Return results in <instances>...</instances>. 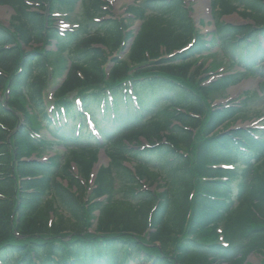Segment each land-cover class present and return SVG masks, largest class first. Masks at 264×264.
Segmentation results:
<instances>
[{"label": "trees", "instance_id": "trees-1", "mask_svg": "<svg viewBox=\"0 0 264 264\" xmlns=\"http://www.w3.org/2000/svg\"><path fill=\"white\" fill-rule=\"evenodd\" d=\"M98 1L103 3H87L91 22ZM155 1L158 12L151 15L138 4L127 8L142 23L121 58L118 52L129 39L126 19L104 20L96 30H91V22L85 23L61 36L49 26L52 19L41 13L47 0H0L14 8L12 24L16 22L13 27L0 24V264H210L212 256L224 257L215 222L224 201L235 196L238 203L225 214L223 235L228 239L247 222L259 226L255 233L264 231V181L251 192L239 187L236 192L233 182L239 159L257 153L253 147H261L264 135L242 128L216 132L238 115L237 107L209 115V93L241 79L227 74L205 85L210 78L201 76L205 66L190 60L208 52L210 42L196 37L187 11L185 19L175 20L171 10L178 0ZM34 4L38 10H32ZM212 4L222 15L237 13L253 22H218L215 34L220 45L233 50V62L245 72H259L256 62L264 59V2ZM51 39L58 40L59 51L72 52L73 59L49 108L44 95L49 78L46 55L22 45ZM77 97L91 112L99 137L77 109ZM29 111L69 151L70 159L61 168L53 161L30 159L51 149L53 142L35 137L39 129L29 120ZM18 113H25L23 122ZM142 139L149 146H140ZM101 148L110 163L99 169L93 199L85 200L84 182L88 185ZM183 148L190 153H181ZM249 161L246 155L247 167ZM126 162L133 163V170ZM72 164L82 181L73 174ZM167 166L164 175L160 169ZM115 174L125 181L121 198L115 195ZM58 179L77 192L68 191ZM145 182L163 190L145 189ZM255 199L261 204L251 210ZM63 206L73 218L63 213ZM257 243L253 247L263 250L264 240Z\"/></svg>", "mask_w": 264, "mask_h": 264}, {"label": "rangeland", "instance_id": "rangeland-1", "mask_svg": "<svg viewBox=\"0 0 264 264\" xmlns=\"http://www.w3.org/2000/svg\"><path fill=\"white\" fill-rule=\"evenodd\" d=\"M101 1L103 3L106 2L108 7H105L103 3L98 1L95 4L96 8L98 9V13L95 16V19L97 20L91 22L88 20V17L91 14L88 9H86L89 0H47L48 4H50L51 2L54 4H52L51 9L54 13L53 16H50L49 9L48 11L44 10V15H46L47 19H52V25H49L48 21L46 26L49 25L53 29L59 30L60 32H64L75 29V27L70 26L68 24L69 22L72 24L79 23L78 25L81 24L82 26L85 23L88 24L91 22V30H96L100 28L99 25L104 20L110 19V17L107 16L105 17V19L102 20V18H104L105 14L107 13L106 11L102 10L110 9L109 13L113 18H123L127 21L130 31L129 39L126 40L125 44L128 46L132 41L131 37L133 36V34L138 32L141 25L140 20L135 17L132 18L127 13V7L133 4L135 1ZM213 2L218 4L219 0H178L176 6L172 7L171 12L173 14L176 13L173 16L175 20H183L186 18L185 11L188 12L189 10L190 19L194 23L195 35L198 36L201 34L204 37H208L209 39L211 38L212 31H214L215 23L226 22L234 25H248L251 23L250 20L245 19L237 14H220L219 11H216L215 9L211 8V3ZM136 3L146 8L147 15H151L158 12L156 7L157 2L155 0H138V2ZM240 6V8L243 7V5ZM37 7L38 6L34 5V8L32 10H38ZM14 14L15 12L10 6L0 4V24L5 25L7 27H13L14 25H16V22L13 23L14 25L12 24V21H14ZM48 31H50V29ZM31 48H38L40 50L43 49L46 51H43V54L48 55L47 58L51 66L49 70H53V77L51 78L52 81H50L48 84L45 96L46 98L50 99L54 90L59 86V84L63 80L62 76L67 65L69 64L70 55H67L68 52H58L55 47V43H50L48 45L47 43L44 45H37L36 43L22 45V49L27 50L29 52H31ZM232 51L233 50L231 48L219 45V42L213 41L212 49L209 51V53H204V55H199L190 60L195 66H197L198 64L201 66H205L204 69H206V73L201 72V76H203V74L210 76V78L207 82H205V84H208L210 81L215 80L224 74H236L241 79L238 84L231 86L228 89L219 92L212 91L209 93V115H211V117L212 115L216 116L215 114H218V110L223 111L228 110L231 107H237L241 110L239 111L238 115H236V117L232 119L227 120L224 124L221 125V127L216 132L224 133L242 128L249 131H258L260 132V134L262 133V135H264V59L262 58L258 62H256V66H258V70H260L259 72H245V69L243 67L233 62ZM126 53L127 50H125L123 54H121V56H124ZM165 54L166 53L163 52L164 56ZM50 75L52 76V73H50ZM194 88L196 89L197 85H195ZM162 105L163 104L161 103L159 107H162ZM26 114L29 115L28 112H26ZM18 116L19 118L21 117L20 113H18ZM28 118L29 120H32V123L35 124V127L40 128L38 117L36 115H29ZM207 119L208 117H206L204 121L206 122ZM201 131L202 130L198 131L197 138L201 137ZM40 132L44 136H50L45 128L42 129ZM50 140L54 142V145L51 149L41 154V159L43 160L49 158L47 160L55 162L61 168L64 163L70 159V154L63 145L59 144L55 140ZM143 143L146 144L145 140L143 141ZM260 143V148L253 147V150H257V153L246 154L249 156L250 160L248 163V167L246 166V155L239 159V163L237 164L238 173L233 178L234 188L236 192H238V187L239 190L241 188L245 189L246 192H251L252 190L259 187V185L264 181V140ZM186 151L188 150H184L183 148L181 153H187ZM188 152L190 153V151ZM108 163L109 158L105 155L104 149L101 148L98 155V162L94 168V172L92 175L93 178L86 187L87 196L85 197V200L93 199L92 189L94 188V181L97 169H99V167L102 165H108ZM125 164L129 167H132L133 163L126 162ZM168 168L169 166L163 167L160 170L164 175H166ZM115 172L118 173V171ZM73 173L76 176H79L77 167L73 166ZM115 175V195L117 198H121L123 196V189L125 188V181L118 174ZM196 180L198 179L196 178ZM58 181L62 184L64 188H66L71 193L75 191V189L68 185L67 182L62 181L60 179H58ZM157 185L145 182V187H147L148 189L156 192H161L162 187L160 188ZM157 187H159V189ZM236 197L237 196H235V198H233L232 200H227L226 202L224 201L222 211L218 212L220 214L219 220L215 222L217 232L219 233V242H221V246H223V249L221 248L220 250H224L223 256L225 258L221 255L219 257L214 255V257L212 256L210 258L209 262L210 264H231L232 261L230 260H233L234 262H237V264H264V248L262 250L259 249L261 247H253L256 246V240H258V245H260L259 243L261 242V239L264 240V231H259L255 233L256 231H258L257 228H259V226L255 225L252 222H247L249 225H244L239 231L234 234L231 233L228 239L226 236L223 235L225 234V214L230 210V205H232L233 203H238V199H236ZM53 199L57 204V207H59L60 199L55 194L53 196ZM260 204L261 202L258 199H255L253 201L251 210H254L255 208H257L256 206H260ZM61 210L68 218H73L71 212L66 206H63ZM97 214V211L93 212V215ZM260 216L264 217L263 213L260 214ZM93 223L94 224L92 230L94 231L96 228V221ZM210 229H212V226H210Z\"/></svg>", "mask_w": 264, "mask_h": 264}]
</instances>
